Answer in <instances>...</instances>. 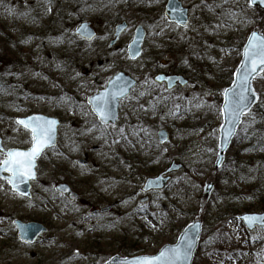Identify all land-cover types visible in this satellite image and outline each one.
Returning <instances> with one entry per match:
<instances>
[{"label": "rangeland", "instance_id": "obj_1", "mask_svg": "<svg viewBox=\"0 0 264 264\" xmlns=\"http://www.w3.org/2000/svg\"><path fill=\"white\" fill-rule=\"evenodd\" d=\"M77 1L82 6L68 10L69 0H0L5 148L32 145L31 130L19 117L42 113L61 121L57 144L38 159L31 197L0 176V264H106L116 254L152 255L174 244L195 219L203 230L193 264H264L263 229L249 230L240 219L264 210V73L254 80L260 95L255 122L247 133L240 125L224 164L215 169L224 89L248 36L264 27V8L246 0H181L191 7L185 28L165 16L167 0ZM123 20L128 27L112 45ZM82 21L96 27L95 39L75 34ZM137 25L147 35L142 54L132 59L127 46ZM118 71L138 84L121 99L116 123L104 124L87 99ZM160 72L181 74L188 83L168 88L155 80ZM161 130L168 133L165 141ZM258 134L261 148L253 140ZM6 156L0 150V160ZM173 162L182 166L168 185L147 195L145 179ZM61 182L80 196L61 194ZM212 182L206 197L205 185ZM16 219L47 230L24 242Z\"/></svg>", "mask_w": 264, "mask_h": 264}, {"label": "water", "instance_id": "obj_2", "mask_svg": "<svg viewBox=\"0 0 264 264\" xmlns=\"http://www.w3.org/2000/svg\"><path fill=\"white\" fill-rule=\"evenodd\" d=\"M254 6H259L261 8H264V4H260L259 0H257V3ZM183 8L185 11L182 13V15L187 19L188 23L190 20V6H185L181 0H168L166 4V9H165V15L166 17L170 20L175 22L177 18V13L173 11L174 8ZM84 26L86 28V31H80L78 32L77 29H81V27ZM127 22L122 21L121 23L116 25V30H115V38L112 40L111 44H115L118 38L120 37L121 33L127 28ZM139 30V32H138ZM253 31H261V29L258 30H253ZM252 31V32H253ZM251 32V33H252ZM75 33L79 35L81 38L87 39V40H92L93 38L96 37V30L93 26V24L89 21H83L79 24V26L76 28ZM250 33V35H251ZM249 35V36H250ZM248 36V38H249ZM146 38V30L142 25H138L135 29L134 33V38L133 40L128 44V53L129 56L133 59L138 58L143 51V43ZM248 38L246 43L248 42ZM134 41H138L137 43H134ZM245 43V44H246ZM244 49V47H243ZM243 60V50H242V56H241V61ZM240 61V63H241ZM240 63L237 66L236 70L240 67ZM236 70L234 71V74L236 73ZM233 74V81L236 79V76ZM259 76V75H258ZM257 77V76H256ZM255 77V78H256ZM155 79L159 82H165L168 88H173L177 84L185 85L188 83V80L183 76V75H167L165 73H159L155 76ZM254 80L252 81V87H254ZM232 81V82H233ZM137 84V80L133 78L131 75L126 74L123 71L117 72L113 77L108 81L106 87L102 88L99 90L98 93L89 96L88 102L91 105L92 109L95 111L96 107L99 105L101 107L104 106V99H98L100 97H104L107 100V106L108 110L110 112L109 119L107 123L113 122L115 123L119 117V107H120V100L127 95L130 94L131 89ZM233 84L231 83L227 88L232 87ZM255 94L258 95L260 98L259 93L255 89ZM259 99H254V103L252 105V108L255 106V104L258 102ZM225 103V96L223 95V101H222V106L221 110L224 107ZM95 113L98 115L99 119L100 116L99 114L95 111ZM246 115V114H245ZM34 116H42L45 117L49 120H55L57 123L55 125L54 129V142L53 145H50L44 149V151L57 144V131H58V126L60 124V120L56 117H51L47 116L45 114H40V113H35L31 114L25 117H19L18 120L22 119H27L28 117H34ZM244 119V117H243ZM101 120V119H100ZM242 124V123H241ZM240 124V125H241ZM239 125V127H240ZM24 126V125H23ZM236 130L235 135H228V132L230 131V127L228 122H226L224 118V114L222 112V124L220 126V136H219V148L217 152V157L215 161V169L217 170L224 162L226 153L229 150L235 136L237 135L238 129ZM30 129V128H28ZM159 137L161 141H165L168 138V133L165 130H161L159 132ZM32 145L30 146V148ZM28 148V149H30ZM0 149L4 150L3 142H2V137L0 135ZM15 150H20V151H27L28 149H23V148H12ZM43 151V152H44ZM7 152V151H6ZM42 152V153H43ZM42 155V154H41ZM39 155L37 159L41 156ZM37 159H36V166H37ZM81 163L86 164L87 161L84 159L80 160ZM181 167V164H176L173 162L167 169L162 171L159 175L154 176V177H148L146 178L144 185L142 187L144 192H149L152 190H158V189H163L167 185V181L171 178L170 175H168L170 172L177 170ZM36 176L34 179L37 177V171L35 168ZM0 176H9L4 174V171H0ZM31 180H26L24 183L19 184V188L17 190L20 194L25 193L24 196L31 197V188H32V183ZM213 182L212 183H207L205 185V196L208 197L210 193L212 192L213 189ZM57 189L62 192L63 194L67 195L71 200L76 199L79 194L71 188V186L67 183H59L57 185ZM148 196H146L142 201L148 200ZM104 208L103 210L108 209ZM98 211H95L97 213ZM258 216V217H264V211H256V212H246L240 217L244 216ZM247 228L249 230L254 229L257 225L260 226L264 230V224H261L259 221L253 227L249 228L248 224L246 221H244ZM17 228H18V233L20 238L23 241L27 242H35L39 235L47 230V227L40 222H35V221H28L24 222L21 220H16L15 221ZM202 229H203V224L201 220L195 219L191 223H189L185 229L182 231V233L179 235L177 241L174 244H166L164 245L157 253L148 255V254H141L137 256H122V255H113L107 262L106 264H125L126 261H134L137 258L144 257V256H157L159 253L165 249H171V248H186L189 244L192 245V255L187 261L181 262V264H193L196 250L199 246L201 235H202Z\"/></svg>", "mask_w": 264, "mask_h": 264}, {"label": "snow or ice", "instance_id": "obj_3", "mask_svg": "<svg viewBox=\"0 0 264 264\" xmlns=\"http://www.w3.org/2000/svg\"><path fill=\"white\" fill-rule=\"evenodd\" d=\"M246 2L248 5H255L257 0H246ZM259 3L264 4V0H259ZM47 10L51 11V8L49 7ZM173 11L177 13L175 21L177 26L187 28L188 21L182 15L185 10L177 7ZM227 15L230 19L236 18L234 12H229ZM77 31H86V28L82 26ZM137 42L134 41V43ZM261 73H264V32L253 31L248 42L244 45L243 60L234 74L236 79L232 82L233 86L224 89L225 103L222 112L230 127L228 135H235L241 123L245 124L243 131L247 133L250 124L255 122L252 105L254 99H259V97L255 94L252 81ZM98 99H104L105 102L103 107L98 105L95 111L99 114L101 122L107 123L110 116L107 100L104 97ZM245 114L251 117L250 121L243 120ZM18 123L24 125L25 128H30L32 147L27 151L9 149L6 158L0 160V171L10 173L5 179L13 189L17 190L20 183L35 178L36 159L46 147L53 145L54 129L57 122L42 116H34L18 120ZM21 195H25V193H21ZM240 219L246 221L249 228L253 227L257 221L264 224V217L249 215L240 217ZM191 255L192 245L189 244L186 248L165 249L157 256H144L134 261H126L125 264H181V262L187 261Z\"/></svg>", "mask_w": 264, "mask_h": 264}, {"label": "trees", "instance_id": "obj_4", "mask_svg": "<svg viewBox=\"0 0 264 264\" xmlns=\"http://www.w3.org/2000/svg\"><path fill=\"white\" fill-rule=\"evenodd\" d=\"M81 5H82V2H78L77 0H69L68 10H70V6L72 7V9H75L76 7H80ZM59 20H60V24H61L62 17H60ZM262 28H263L262 30L264 32V27H262ZM257 136H258L257 138L254 136L253 140L254 139L256 140L255 146H257L258 148H261V144H259L258 141L261 143V140H263V138L260 136V134H258ZM259 197H260V193H259ZM260 203H262V207L264 208V202L261 201Z\"/></svg>", "mask_w": 264, "mask_h": 264}, {"label": "bare ground", "instance_id": "obj_5", "mask_svg": "<svg viewBox=\"0 0 264 264\" xmlns=\"http://www.w3.org/2000/svg\"><path fill=\"white\" fill-rule=\"evenodd\" d=\"M225 264H227V263H225Z\"/></svg>", "mask_w": 264, "mask_h": 264}]
</instances>
